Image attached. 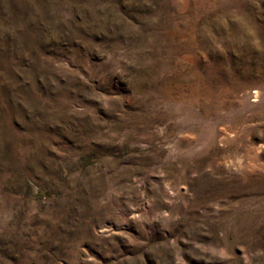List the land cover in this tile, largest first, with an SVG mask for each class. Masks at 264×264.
Returning <instances> with one entry per match:
<instances>
[{
	"label": "rangeland",
	"instance_id": "374dc122",
	"mask_svg": "<svg viewBox=\"0 0 264 264\" xmlns=\"http://www.w3.org/2000/svg\"><path fill=\"white\" fill-rule=\"evenodd\" d=\"M0 264H264V0H0Z\"/></svg>",
	"mask_w": 264,
	"mask_h": 264
},
{
	"label": "bare ground",
	"instance_id": "6f19581e",
	"mask_svg": "<svg viewBox=\"0 0 264 264\" xmlns=\"http://www.w3.org/2000/svg\"><path fill=\"white\" fill-rule=\"evenodd\" d=\"M184 1V0H183ZM179 3V2H178ZM183 3V2H182Z\"/></svg>",
	"mask_w": 264,
	"mask_h": 264
}]
</instances>
